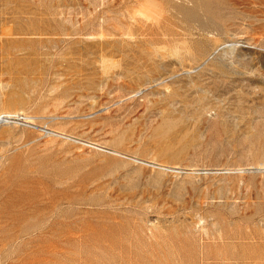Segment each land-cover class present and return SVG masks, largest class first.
Wrapping results in <instances>:
<instances>
[{"label":"rangeland","instance_id":"1","mask_svg":"<svg viewBox=\"0 0 264 264\" xmlns=\"http://www.w3.org/2000/svg\"><path fill=\"white\" fill-rule=\"evenodd\" d=\"M264 0H0V264H264Z\"/></svg>","mask_w":264,"mask_h":264},{"label":"bare ground","instance_id":"2","mask_svg":"<svg viewBox=\"0 0 264 264\" xmlns=\"http://www.w3.org/2000/svg\"><path fill=\"white\" fill-rule=\"evenodd\" d=\"M264 168V167H263Z\"/></svg>","mask_w":264,"mask_h":264}]
</instances>
